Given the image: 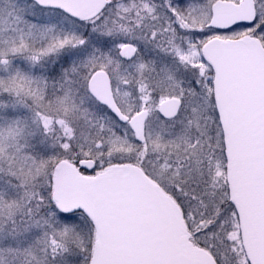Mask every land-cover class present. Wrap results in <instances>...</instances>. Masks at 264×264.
Returning a JSON list of instances; mask_svg holds the SVG:
<instances>
[{
  "label": "snow or ice",
  "instance_id": "1",
  "mask_svg": "<svg viewBox=\"0 0 264 264\" xmlns=\"http://www.w3.org/2000/svg\"><path fill=\"white\" fill-rule=\"evenodd\" d=\"M0 264H264V0H0Z\"/></svg>",
  "mask_w": 264,
  "mask_h": 264
}]
</instances>
